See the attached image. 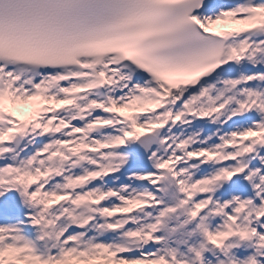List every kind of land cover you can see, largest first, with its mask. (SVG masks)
Returning a JSON list of instances; mask_svg holds the SVG:
<instances>
[{
    "label": "snow or ice",
    "instance_id": "6c2138e0",
    "mask_svg": "<svg viewBox=\"0 0 264 264\" xmlns=\"http://www.w3.org/2000/svg\"><path fill=\"white\" fill-rule=\"evenodd\" d=\"M259 82L264 0H0V213L19 194L39 209L20 223L39 228L37 240L59 246L41 252L22 228L0 224V264H187L175 250L161 254L156 247L164 218L179 208H187L188 222L200 220L206 244L231 248L226 241L238 237L254 241L264 256V157L251 169L243 162L264 148ZM225 113V125L247 126L208 147L193 148L192 136L160 138L171 153L152 151L151 170L132 173L153 190L124 196L126 188L99 186L128 168L126 149L145 152L143 142L170 125L190 123L188 117L215 123ZM30 137L41 138L42 146L17 163L13 146ZM188 161H198L192 167L201 172L215 171L198 175L181 166ZM77 168L83 171L73 173ZM166 180L183 198L161 208L155 223L133 228V213L163 205L158 186ZM237 181L255 198L230 196ZM113 198L119 203L108 207ZM57 206L60 215L50 218ZM81 208L131 218L100 227L112 234L127 226L124 235L137 246L85 241L79 230L95 216ZM64 216L70 225L57 231ZM203 247L193 249L197 260ZM243 264L264 262L249 256Z\"/></svg>",
    "mask_w": 264,
    "mask_h": 264
},
{
    "label": "bare ground",
    "instance_id": "6f19581e",
    "mask_svg": "<svg viewBox=\"0 0 264 264\" xmlns=\"http://www.w3.org/2000/svg\"><path fill=\"white\" fill-rule=\"evenodd\" d=\"M254 86L258 87L260 89H264V82H259L257 85H254ZM216 87L220 88L222 86L219 84V82H216ZM226 116H227V113H225V116L221 117L219 120H216L215 123H212L210 121L201 122V121L197 120L198 122H196L194 125H192L191 123L179 124V125H177L175 127H172L170 125L169 127L171 128V131H168L167 129H165V130H163L160 133L159 137L160 138L162 136H170V137H173V138L179 137V139L182 140V139H185L188 136H192L196 140V143L192 146L193 148L208 147V146H210L212 144L218 143V137L224 135L226 131H231V130H235V129L239 128V127L247 126L246 124H244V125H232L231 127H229V126L224 124V119L226 118ZM191 118L192 117H188V120H190ZM202 128H204V131L201 130ZM210 137H211V139H209ZM38 138L39 137H36L35 139H33V138L30 137V138L25 139V140L28 142L29 139H31L32 143H29V142L28 143L34 145L32 148H36L35 147V144H36L35 141ZM169 143H172V141L169 140ZM166 147H168V146L166 145ZM152 151H155V150H152ZM151 152L149 153V155L151 154ZM28 153H29L28 151H26L25 154H20V155H19V153H17L18 155L16 157H18V158H17L16 162L19 163L20 160L25 158V156L24 157H22V156L23 155H27ZM170 153H171V149H169V152H168L167 156ZM158 155L160 156L159 153H158ZM167 156L165 158H167ZM262 157H264V151L261 150L260 148H258V152L257 153H254L252 156L245 158V160L243 162L248 164L250 169H251V166L253 165V163H257L258 160L261 161ZM154 162H155V160L151 161L150 163H154ZM147 163L150 164L148 160H147ZM134 164L135 163H131L130 162L128 168H126L124 171H122L118 176H113V177L108 178V179H102V184L99 185V186L101 188H103L104 190H108L109 188H111V189H114L116 191H121L122 188H126L127 191H121V195H124V196L134 195V191H135L134 188L135 187H133L131 184H127L125 182V180H122L121 178H119V180L116 181V182L112 181L113 178L120 177L121 175H125V179L129 178L130 180H133L132 179L133 171H138L139 172V170H137V168H136V164H135V166H134ZM198 164H199L198 161H188L187 164H184L182 162L181 166L189 168V170L191 172L197 173L198 175L205 174V172H214L215 171V167L214 166H208V168L205 169V172H201L200 169H198L196 167H192L193 165H198ZM201 167H203V166H201ZM83 168H90V167H89V165H84ZM83 168H80L81 171H72V172L75 173V174H79V173H81L83 171ZM147 171H149V170H147ZM258 179H259L258 177L254 178V180L252 181V184H255V182ZM166 181L173 182L171 180H166ZM160 185L162 186V184H160ZM249 186L251 188V184ZM151 190L152 189L149 186H147L146 188H143L139 192L151 191ZM239 193H240V190L239 191L238 190H232V196H239ZM174 194H175V196L177 197L178 200H181L183 198L182 194H180L178 192L176 186H175ZM17 195H19V194H17ZM158 196L161 199H163L161 197V193L160 194L158 193ZM9 199L12 202H14L13 201L14 197H9ZM214 199H221V202H223V197L214 196ZM111 201H112L113 205L117 204V201H116L115 198H113ZM163 201H164L163 205H161L159 207H156V208H152V209H150V211H148L147 208H146L143 211H138V212L133 213L132 214V218H134L137 221V223L135 225H133V228L144 227V226L150 224V222H152V220H153V222H155V220H156V218H157L162 206H165L167 204V201L165 199H163ZM108 206H109V204H108ZM234 206L235 205H233V207ZM62 207L66 208V207H69V205L65 204ZM62 207L61 206H57L56 208H53L51 210V212L48 214L49 217L51 218L52 216H57L56 215L57 211L59 209H62ZM188 207H191V205H189ZM178 210L180 211V214H181L182 218L187 217V208H179ZM77 211L80 212V213H83L84 209L81 208V209H78ZM170 214L167 217L164 218L163 224L161 225V227L159 229L158 235L161 233V231L163 230L164 226L167 224V222H168V220L170 218ZM91 215H93V213H91ZM126 218H129V217L115 216V217H112L111 219H107V221H109V222L113 221V220L120 221L121 219H125L126 220ZM129 219H130L129 223H131V218H129ZM63 221H64V219H60L57 222V229L56 230L60 229V227L62 226ZM97 224H98V221L95 218L91 223H89L87 225L86 228L79 230L80 232L85 233L83 239H85L86 237H89V235L93 233V229L97 226ZM47 230L51 231V229H47ZM120 231H117L115 233L109 234L108 236L111 237L113 235H118ZM47 241H49V239H47ZM113 243H115V244H124V245H128L130 247H136L137 246L136 244H134L133 242H131L129 240H124L123 242H120V240L115 239L113 241ZM243 245L244 244H242L241 246H243ZM203 246L205 248L212 247L211 244H206L205 242H204ZM262 252L264 253V250ZM244 253H246V252H244ZM200 262H201V260H195V263H200Z\"/></svg>",
    "mask_w": 264,
    "mask_h": 264
},
{
    "label": "rangeland",
    "instance_id": "374dc122",
    "mask_svg": "<svg viewBox=\"0 0 264 264\" xmlns=\"http://www.w3.org/2000/svg\"><path fill=\"white\" fill-rule=\"evenodd\" d=\"M22 145L31 146L28 144L26 140L22 141ZM41 146H42V142L39 140L38 147H41ZM260 149H264V148H260ZM145 161H147V159H145ZM259 162L260 160L257 161V163ZM112 181H115V179L114 180L112 179ZM258 182H259V179L257 180L256 183ZM239 186H240V182L238 181L236 185H234L232 188L228 190V194L232 196V190H239ZM163 199L167 201V204L165 206H162V208L168 207V206H175L179 202V200L177 199L174 193H171L169 195L164 194ZM22 201L23 200L20 199V197L18 196L17 203L22 205ZM116 201L117 203H119L118 199H116ZM112 205L113 204L111 201L109 203V207H111ZM29 208L37 213L39 212L38 208H32V207H29ZM61 210L62 209H59L56 215H60ZM97 218H98L97 226L93 229V233L90 234L89 237H86L84 239L85 241L90 240V238H95V240H104L101 236L102 228L100 227V225L109 223V221H107V218L101 217L100 215H97ZM61 219H64V221L60 228H63L69 225L70 221L67 219L66 216L61 217ZM110 222L116 223L117 221L113 220ZM206 222L209 223L212 228L216 227L217 221L214 220L211 216L208 217V220ZM151 223H154L153 220L152 222H150V224ZM199 223H200V220L197 219L196 221L189 222L188 224V217L182 218L179 210H177L175 213H171L167 224L164 226L163 230L159 234L160 237H163V240L156 247L159 249L161 254H163L164 252L170 249L175 250L176 259L180 261H186L187 264H232V261H235L236 264H243V261L247 260L249 256H258L256 253V249L254 247V243H255L254 241H241L239 240L238 237H232L231 239L226 241V244L235 245L234 247L219 249V248H215L212 246L213 248L216 249V254L214 258H209L208 255L206 254L207 251L203 248L201 262L195 263V260L197 259L195 257V252L193 251V249L201 250V246L203 245L202 243L204 240L201 234V231L197 227ZM128 230H129L128 227H126L120 232V234L123 235ZM56 243L57 242L55 241V239H49V241H47V239L44 240L43 245H44L46 252L48 251V249H52L53 252L59 251V246H57L56 248H53V245ZM181 244H183V247L180 246ZM242 244L244 245L241 246ZM260 251H262V249ZM259 258L260 260H264V256H259Z\"/></svg>",
    "mask_w": 264,
    "mask_h": 264
},
{
    "label": "water",
    "instance_id": "95a60500",
    "mask_svg": "<svg viewBox=\"0 0 264 264\" xmlns=\"http://www.w3.org/2000/svg\"><path fill=\"white\" fill-rule=\"evenodd\" d=\"M146 151L144 152L143 150L139 149V148H135V151L141 155V156H145L146 154L149 153V151L151 150V148L153 146H157L158 149H160V151L163 153V156L166 155V152L164 151V146L160 145L157 136L152 137V138H148L147 140H145L144 142ZM173 188V185H169L168 187V191H170ZM211 254H214V252L212 251Z\"/></svg>",
    "mask_w": 264,
    "mask_h": 264
}]
</instances>
